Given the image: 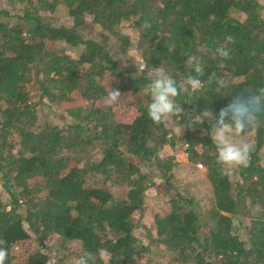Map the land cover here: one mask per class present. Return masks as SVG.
<instances>
[{
  "label": "trees",
  "instance_id": "1",
  "mask_svg": "<svg viewBox=\"0 0 264 264\" xmlns=\"http://www.w3.org/2000/svg\"><path fill=\"white\" fill-rule=\"evenodd\" d=\"M0 3L5 264H51L58 252L60 264L86 253L94 264H264V112L234 137L251 145L248 167L230 174L217 163L211 140L212 123L229 124L217 123L215 112L236 94L264 87L262 0ZM221 46L227 59L216 52ZM130 49L142 69H120L116 57ZM189 55L202 60L203 87L176 98L178 122L172 116L154 124L146 85L158 67L179 85L190 71ZM213 72L225 81L220 91L209 82ZM111 87L122 95L108 105ZM45 107L68 119L39 116ZM185 145L212 189L206 210L189 182L177 183L174 156L163 157L167 147L176 153ZM155 179L166 184L168 200L146 222V193ZM237 224L245 226L243 236Z\"/></svg>",
  "mask_w": 264,
  "mask_h": 264
},
{
  "label": "clouds",
  "instance_id": "2",
  "mask_svg": "<svg viewBox=\"0 0 264 264\" xmlns=\"http://www.w3.org/2000/svg\"><path fill=\"white\" fill-rule=\"evenodd\" d=\"M261 18H264V13H261ZM145 27H150V25L146 22ZM226 39L231 41L232 37L229 36ZM216 52L225 59L229 57V51L223 46L219 47ZM185 66L190 71L186 79L179 85L175 79L164 72L162 67L155 68V75L146 85L147 94L151 98L147 105V115L154 124H166L172 116L179 120L182 108L177 105L176 98L181 92H187L189 89L196 92L203 87V82L199 78L204 74L201 58L196 55H189L186 57ZM193 72L195 75L192 74ZM213 80L218 85L217 91H220L225 85L224 79L217 77L216 73L213 72L209 76V82L211 83ZM141 91H145V89ZM121 95L118 89L111 87L105 97V103L112 105L119 102ZM261 112H264V87L248 89L236 94L224 107L215 112L217 123L229 121V124L223 129L214 126L212 123L211 129V140L217 152L216 160L223 168L249 166L251 145L243 140H235L234 137L242 136L246 129L253 126ZM198 118L199 116L192 120L190 117L189 125L195 124L193 122ZM8 256L7 241L0 238V264H5ZM95 259L92 253H86L73 258L71 264H94Z\"/></svg>",
  "mask_w": 264,
  "mask_h": 264
},
{
  "label": "rangeland",
  "instance_id": "3",
  "mask_svg": "<svg viewBox=\"0 0 264 264\" xmlns=\"http://www.w3.org/2000/svg\"><path fill=\"white\" fill-rule=\"evenodd\" d=\"M262 2L264 4V0H262ZM116 59H118L120 62L121 70L122 69L123 70H129V69L136 70L138 68L142 69L144 67L143 63H141L140 61L138 63L134 50L133 51L131 50L128 54L126 53L124 55H117ZM44 114H49L50 116L57 115V118L55 120H52L56 123H61L63 122L62 121L63 119H66V118L68 119V117H66V114L60 109H52L49 107H45V112L42 113L39 108L38 115L43 116ZM179 120H180V117H179ZM179 120H177V122ZM176 133L182 137L184 134V130L180 127H176ZM235 140H240V138H236ZM166 156H174V161L179 165L178 170H176V174L178 176V178H176V181H178L177 183L181 185L182 188H187L188 182H189L192 186L193 191L198 196L197 198H199L202 208L206 210V208H204V205H205V202H207L208 200L207 196L211 192L212 189H210V187L207 186V177H206L205 168L203 166H200L201 164L197 165V167L193 166L191 162L189 161V157L186 158L185 156H183L182 150H180L179 152L173 153L171 152L170 147H167L166 154H164L163 157H166ZM234 168L228 169V172L232 174ZM147 170L148 168L145 169V171ZM168 191L169 189L166 187V184L161 180H157L156 186L155 187L152 186L149 190H147L146 199L149 204V210H146V212L148 211V213L144 215L145 216L144 220H146V222H149L150 219L148 218H151V215L149 214V212H152L154 208H157L158 206L164 208L165 202L166 200H168V197L163 195V193L168 192ZM254 214H255V209H254ZM244 227L245 226L237 224L235 226V230L237 229V234L243 236L245 234ZM53 241L54 239L47 241L45 244V248H50ZM60 254L61 253L58 252L56 255L53 256L52 260L50 261L51 264H60L58 262ZM166 261L167 259H163L162 262H166Z\"/></svg>",
  "mask_w": 264,
  "mask_h": 264
},
{
  "label": "built area",
  "instance_id": "4",
  "mask_svg": "<svg viewBox=\"0 0 264 264\" xmlns=\"http://www.w3.org/2000/svg\"><path fill=\"white\" fill-rule=\"evenodd\" d=\"M188 145H185V147L182 149L183 152V156H185L186 158L189 157V153L187 151ZM201 166V165H200Z\"/></svg>",
  "mask_w": 264,
  "mask_h": 264
}]
</instances>
